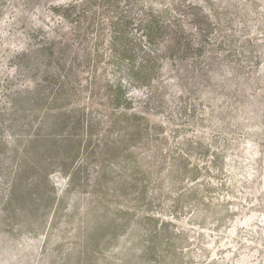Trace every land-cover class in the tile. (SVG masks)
<instances>
[{"label":"rangeland","instance_id":"rangeland-1","mask_svg":"<svg viewBox=\"0 0 264 264\" xmlns=\"http://www.w3.org/2000/svg\"><path fill=\"white\" fill-rule=\"evenodd\" d=\"M0 264H264V0H0Z\"/></svg>","mask_w":264,"mask_h":264}]
</instances>
